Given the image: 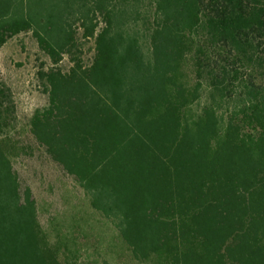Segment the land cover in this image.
Wrapping results in <instances>:
<instances>
[{"label":"trees","instance_id":"obj_1","mask_svg":"<svg viewBox=\"0 0 264 264\" xmlns=\"http://www.w3.org/2000/svg\"><path fill=\"white\" fill-rule=\"evenodd\" d=\"M21 32L49 61L27 132L127 262L264 264V0H0V46ZM15 134L0 83V264H84L41 226Z\"/></svg>","mask_w":264,"mask_h":264},{"label":"rangeland","instance_id":"obj_2","mask_svg":"<svg viewBox=\"0 0 264 264\" xmlns=\"http://www.w3.org/2000/svg\"><path fill=\"white\" fill-rule=\"evenodd\" d=\"M82 43V58L87 64L92 55V41ZM48 64L30 32L18 33L0 46V83L11 93L15 137L30 147L29 154L14 159L13 168L20 184L31 191L41 226L47 231L58 227L74 233L81 245L84 264H132L119 249L113 230L91 213L81 189L35 145L27 132L32 111L46 104V93L36 73ZM59 66L67 69V57L61 59Z\"/></svg>","mask_w":264,"mask_h":264}]
</instances>
